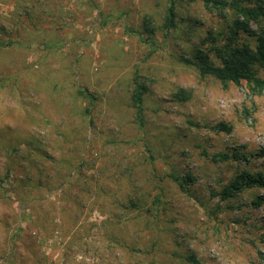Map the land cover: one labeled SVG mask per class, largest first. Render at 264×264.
<instances>
[{"label":"rangeland","instance_id":"obj_1","mask_svg":"<svg viewBox=\"0 0 264 264\" xmlns=\"http://www.w3.org/2000/svg\"><path fill=\"white\" fill-rule=\"evenodd\" d=\"M172 1L175 25L164 28L170 0H0V129L37 127L55 153L84 140L83 159H94L82 171L100 173L110 192L132 186L162 200L148 226L121 212L114 219L129 224L109 226L104 208L81 212L84 228L72 242L67 235L43 243L49 264H264V186L224 200L214 194L238 172L264 177V89L222 85L179 61L225 22L200 1ZM134 73L146 87L141 128L130 98ZM79 88L95 97L92 124ZM179 89L187 100L176 98ZM218 152L245 156L212 161ZM187 172L186 190L168 176ZM28 218L23 212L21 223Z\"/></svg>","mask_w":264,"mask_h":264},{"label":"trees","instance_id":"obj_2","mask_svg":"<svg viewBox=\"0 0 264 264\" xmlns=\"http://www.w3.org/2000/svg\"><path fill=\"white\" fill-rule=\"evenodd\" d=\"M186 1H200L209 12L216 11L225 22V27L221 30L208 29L204 38L193 46L191 55L180 56L178 60L194 67L200 77H212L222 85L245 82L254 92L264 89V77L258 73L259 68H264V0ZM252 23L255 29L251 28ZM163 25L164 28L175 25L172 0L167 7ZM145 91L144 82L134 73L130 98L138 128L143 123ZM78 93L88 99L89 105L82 111L88 117L87 124H92L90 105L95 102V97L87 88H79ZM189 95L184 89L175 93L176 98L182 101L187 100ZM218 127L229 130L223 122L218 123ZM5 128L6 131L9 128L7 132L10 134L0 129V264H49L41 249L43 243L53 236L64 238L67 235L72 238V242L74 236L84 228L78 220L81 212L89 215L91 211L101 212L104 208L112 219L108 225L113 227L122 224L119 219H114L113 215H117V212L123 213L127 222L132 219L141 221L146 217L145 226H148L147 217L157 219L162 203L159 193L152 194L150 198L149 190H139L132 186L121 193L110 192L106 185H101L100 173L81 170L84 164L87 167L93 166V156L83 159L86 141L82 140L80 147V141H69L68 148L55 153L47 151L45 137L35 131L37 127L23 126L12 133L9 126ZM19 144L28 147L24 154L20 153ZM244 156L218 152L213 153L210 159L224 161ZM99 169L96 167L95 171ZM168 176L182 190H186L192 180L189 172ZM7 180H10V186L5 188ZM253 185L264 186L262 173L244 170L236 173L214 194L224 200L244 187ZM8 191L13 192L16 198L13 199ZM101 196L107 197L109 203L101 204ZM23 212L29 217L24 224L21 223ZM125 221L123 227L129 224ZM108 232L113 243L121 246V238L114 229ZM186 259L196 261L193 253L187 254Z\"/></svg>","mask_w":264,"mask_h":264}]
</instances>
